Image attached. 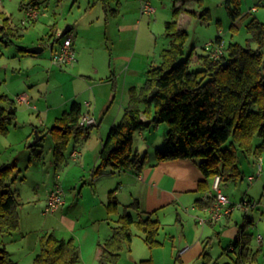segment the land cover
I'll return each mask as SVG.
<instances>
[{
  "label": "trees",
  "instance_id": "trees-1",
  "mask_svg": "<svg viewBox=\"0 0 264 264\" xmlns=\"http://www.w3.org/2000/svg\"><path fill=\"white\" fill-rule=\"evenodd\" d=\"M174 1L173 19L166 23L170 44L161 51L159 62L151 64L146 71L144 85L140 89H130V100L122 118L111 126L103 142L99 162L92 170L93 179L109 166L113 171L142 172L147 155L135 148V135L145 126L157 127L161 123L168 125L166 147L156 150V161L194 159L207 179L220 175L221 183L244 178L239 167L240 151H255L259 154L264 148V21L255 16L247 22L246 27L251 37L246 45L240 42L224 45L223 39L217 37L211 46L204 47V53L196 56L202 68L192 69L193 51L188 57L182 58L190 36L189 31L179 27L178 21L182 12L190 10L186 6L187 0ZM241 2L242 0H227L233 27L242 17ZM29 4L39 5L33 0L23 6ZM190 12L197 14L196 11ZM200 16L208 20L211 14L206 10ZM36 19L22 23V26L26 28L28 23L31 24ZM0 33L6 43H11L13 36H23L13 26L10 15L1 10ZM54 35L56 37L51 46L57 42L60 46L67 36L60 38V35ZM47 45L43 44L44 49ZM216 45H221L223 50L218 57L213 55ZM73 48L75 49L74 44ZM20 49L28 52L23 46ZM83 113L82 104L73 101L49 129L55 140L56 163L64 160V151L72 139L78 141L93 128L79 123ZM16 117V99L9 94L0 93V134L9 133L10 125ZM38 132L41 134L40 130ZM255 137L261 139V143L256 146ZM38 145V142L30 145L36 156L43 152L37 148ZM18 172L16 161L0 166V264H19L4 245L5 235L20 225L19 208L22 203L14 187ZM206 188H209L208 182H201V189ZM116 189L109 192V213H117L120 209ZM212 199L210 196L204 203L210 204ZM130 207L137 212L142 210L138 199L125 208L117 225L113 227L112 235L100 243V264H111L118 260L121 250L133 240V226L142 232L143 239L151 247L162 244L158 238L161 221L151 216L136 217L127 211ZM249 224L247 222L246 226ZM252 237V233L240 229L234 242V246L240 249L235 264H246L257 258L258 252L251 253ZM39 243L40 251L33 264H80L79 246L72 238L65 239L45 233L40 237ZM229 250L228 247L226 252ZM202 256L205 264H211L209 253L204 251Z\"/></svg>",
  "mask_w": 264,
  "mask_h": 264
},
{
  "label": "crops",
  "instance_id": "crops-1",
  "mask_svg": "<svg viewBox=\"0 0 264 264\" xmlns=\"http://www.w3.org/2000/svg\"><path fill=\"white\" fill-rule=\"evenodd\" d=\"M30 1L33 0H29L28 2ZM34 1L45 8L46 12L41 15L50 17V15H47L49 14L47 12V5L50 4L51 0ZM57 1V6L60 7L63 0ZM75 1L77 2L71 3L63 24L58 20L59 12L55 7L53 17H50V20L47 21L46 26L48 30L39 36L40 38L36 44H48L47 47L50 48L53 55L59 47V42L52 45L53 47L50 45L55 40L56 35L54 33L63 32L68 25H71V29L66 35L70 33L68 35L73 36V44L76 49L77 61L74 67L78 69L75 70V75L77 74L85 80H98V76L96 75L99 73V66H97L96 60L105 56V61L107 59L110 72L108 76L99 79H105L111 84L110 92L107 91L108 99H112V101L118 100L119 103L112 118L105 123V118L99 120L95 112L92 111V102H85V104L89 103V105H86L89 107L87 112L94 115L99 122L95 126L99 128V137L102 142H100L99 146L97 142L98 148L94 151L91 150V143L84 147L83 151L77 147L85 136L78 141L75 140V145H73L68 155L72 163L67 159L65 152L64 160L56 163V170L57 172L59 171L58 177H60V173L62 175V173L67 172V175L72 177L69 190H78V194L76 195L72 191L68 193L66 204L56 212H53L52 214H55L49 216L51 218L46 217L48 213L45 211L46 200L50 190L57 183L54 186L52 185V187L46 188L43 195H39L35 190H30L26 194L22 189L16 188L22 203L19 208L20 225L17 228L18 230L16 229L4 237V245L10 252L11 257L19 264L23 263L22 261L33 264L34 258L40 251V237L45 233H52L57 237L65 239L72 238L78 244L80 264H100L99 260L102 253L100 243L105 242L112 235L113 227L117 225V221L125 208L138 199L142 209L141 212H137L131 207L127 209L128 212L136 217L151 216L159 219L162 224L160 233L169 222L180 223L184 240L187 243L178 246L173 242L169 248L165 242L159 239L162 244L157 247H151L143 239V234L135 233L134 228L136 227L133 226L134 237L131 244L125 245L120 252L118 260L111 264H166V260L168 261L167 264H177L178 260L186 264L194 262L196 264L201 258L203 259V264H205L204 257L202 256L204 251L210 254L211 264L228 262L235 264L240 249L234 246V242L240 234V229L247 230L249 226H246L247 222L251 224V221H253L252 224L255 223L254 218L248 215L250 212L245 214L241 210L244 213V219L242 222L238 221L237 209L230 215L225 216L220 222H207L204 224L199 222V216H209V206L212 201L210 204H205L204 201H207L210 197L214 178L207 179L198 162L191 158L156 161V150L160 147L158 146L160 138H155L154 132H157L161 124L157 127L145 126L137 131L135 135V148L141 154L147 155L146 165L142 172L137 174L132 171H113L112 167L109 166L93 179L92 170L99 162L103 142L111 126L117 123L122 111L128 105L130 89L132 87L140 89L146 80V71L152 62L149 55H146L139 47V41L143 37V32L149 31V34L153 33L152 19L146 20L145 16H153L158 9L155 8L156 10L153 13L144 12L143 2L145 0H94L93 3L92 0H89L87 5H84L83 1ZM76 3L79 4L77 7ZM23 4L26 3H22L20 9L25 12L26 7ZM96 8L98 9V13L93 14L92 11ZM1 11L9 15L6 7H3ZM190 11L180 14L178 20L179 27L184 28L181 24V18L186 12ZM40 16L33 23H28V25L38 23L41 18ZM156 22H158L157 16L155 17ZM165 33L168 37L167 43L169 46L170 36H168L166 30ZM95 43L98 45L94 46ZM106 55H108V58H106ZM80 59H91L93 68L90 72L81 70L83 65L80 64ZM98 84L91 87L95 97L99 93L96 89ZM21 96H25V100H16L17 111L18 102H26L31 106V97L27 93H23ZM73 101H78L83 107V103L79 100ZM72 102H70V105ZM31 107L36 109L37 104H33ZM59 107L60 105L55 108L58 109ZM83 112H86L84 108ZM62 114L63 112L59 116H56L55 121ZM153 129L155 130L154 132L152 131ZM39 130L37 129L36 132ZM166 132L167 128L164 130L163 136L161 135L160 137L165 139ZM153 147H155V151L150 154ZM74 151H78V158L72 156ZM42 154L37 157H41ZM15 161L19 168L18 161ZM26 167L28 168L29 165ZM205 181L208 182L209 188L201 189V182ZM80 185L81 187H79ZM115 188H117L115 193L120 201V209L117 213H109L107 210L108 196L109 192ZM64 192H66L65 189ZM23 193L26 194V199L24 200L22 198ZM121 197L125 199V202H122ZM242 199H246V197ZM42 204L43 206H41ZM40 207L42 208L40 209ZM257 207L258 205L254 209ZM21 208L23 212L20 211ZM42 214L45 215L43 216ZM193 222H195V227ZM218 225L222 228L221 232H218V236H223L222 239H227L230 241V244L224 248V251L222 250V252H218L216 255L207 249V246L213 240L210 236H207L205 240L203 237L204 232L199 228L204 229L206 226L215 228ZM18 232L20 235L17 234ZM188 232L193 239L187 237ZM136 236L144 240L148 246L147 251L136 242ZM259 236L262 235L259 234L257 237L258 243L261 245L257 249L252 247V242L250 244L251 253L258 252L257 258L246 264H264V260H262L260 254L263 243L259 242L261 241L259 240ZM262 239H264L263 236ZM228 247L230 250L226 252ZM231 251L236 252V258L233 261L222 260L223 255L229 254ZM174 258L176 259L174 260Z\"/></svg>",
  "mask_w": 264,
  "mask_h": 264
},
{
  "label": "rangeland",
  "instance_id": "rangeland-1",
  "mask_svg": "<svg viewBox=\"0 0 264 264\" xmlns=\"http://www.w3.org/2000/svg\"><path fill=\"white\" fill-rule=\"evenodd\" d=\"M28 1L29 0H2L0 3V10H2L3 7L7 8L13 26L18 29L19 33L23 34L22 37L13 36L11 38L12 42L6 43L0 33V93H7L17 101L23 93H27L29 97H31V106L37 104V108L33 109L26 102H18L17 117L13 124L10 125L9 133L0 134V166L10 161H18L20 172H18L19 174L14 187L22 189L26 194L30 190H35L39 195H43L46 188L52 187V185L54 186L56 183H61L62 185L64 183L63 188L66 190L65 197L67 198L69 195L68 193L72 191V193L77 195L78 190H69L72 177L67 175V172L62 173V175L60 173V177H58L59 171L57 172L56 170L54 155L55 140L52 133L49 131L55 124V117L59 116L65 109H68L72 100H79L82 102L83 108L87 112L89 107L86 106L87 104H85V102L90 101L92 102V111L95 112L97 118L99 120L105 118L104 121L107 123V121L112 118L114 112H116V107L119 102L118 100L112 101V99H108L107 91H109L111 84L105 79H99L108 76L110 72L107 59L105 61V56L96 60L97 66H99V73L96 75L98 76V80L90 81L85 80L77 74L75 75V70L78 69L74 67L76 62L73 65L64 67L55 63L52 59V52L48 47L41 53L24 52L20 49V46L28 49L29 47L37 45L36 43L40 38L39 36L46 33L48 30L46 26L47 21L50 20V17H53L55 7L59 12L58 20L63 24L68 15V9L71 3L77 2L75 0H63L60 7H58V1L51 0L50 4L47 5V12L49 13L47 15H50V17L41 15L38 23L35 25H27L25 28L21 23L23 16H25V12L21 10L20 7L22 3H27ZM80 1H83L84 5H87L89 0ZM93 2L94 0H92V3ZM261 2L262 0H242V17L235 22L236 26L233 27V20L227 9V0H187V8L196 11L197 14L186 12L181 18L182 26L189 31L190 35L185 45V53L182 58L188 57L193 51L194 59L191 61V68L200 69L202 68V64L196 56L204 53V47L208 46V43L215 40L217 37H222L224 45H228L230 42H240L246 45L248 39L251 37L246 27L247 22L255 16L264 21V6L260 4ZM151 3L158 11L151 17L145 16V19H152L153 33L149 34V31L143 32V37H141L139 41V47L146 55H149L152 64H157L162 48L164 46L168 47L165 24L167 21L173 19L175 1L151 0ZM78 5L79 4L76 3V7ZM254 7H257V10H254ZM206 10H209L211 14L208 20L200 16ZM92 13H98V9H94ZM156 16L158 22L155 23ZM251 44L256 46L255 42ZM97 45V43L94 44V46ZM106 58H108V55H106ZM80 64L83 65L81 70H85L84 72H90L93 68L91 59H80ZM95 84H98L96 86L97 91H99L97 97H95L93 89L91 88L92 85ZM59 105L60 107L56 109L55 107ZM123 112L124 111H122L117 122L122 118ZM167 127L168 125L166 123H161L160 128L158 130L156 129L157 132H154V129L152 130L155 133V138H160L158 141V146H160L159 149H164L166 147L165 139L160 136H163V132ZM37 129L42 131L40 136L43 139L38 142L39 145L37 146L38 149L43 151L41 157H37L30 147V145L37 143ZM97 142L98 146L100 142H102L99 137V128L93 126L90 133L85 136V138L81 139L77 148L84 151L83 148L91 143V150L94 151L98 148ZM259 143H261V139L255 137V146L259 145ZM73 145H75V140H72L64 151L67 159H69L68 155ZM154 151L155 147L151 149L150 154L154 153ZM258 153L259 154H256L255 151L250 153L240 151L239 167L243 172L244 178H239L236 181H223L221 183L222 190L228 194L232 201L239 202L242 198L246 197V199H251L257 203L258 207L251 210L248 214L254 218L255 223L249 224L247 227V232L252 233L253 236L251 245L254 249H257L258 246L261 245L257 240L258 235L260 234L264 238V148ZM70 162L72 163V161ZM27 165H29L28 168L26 167ZM259 165H261L262 168L260 174L258 173ZM249 176H255L253 182H250ZM79 187H81V185ZM26 194L23 193V200L26 199ZM121 200L125 202L123 197H121ZM41 206H43V204ZM41 208L42 207H40V209ZM20 211L23 212L22 208ZM243 212L241 210H237L236 212L239 219L238 221L240 222L244 219ZM54 214L47 213L46 217L51 218L49 216ZM42 215L44 216L45 214ZM193 225L195 227V222H193ZM199 229L204 232L203 237L205 240L207 236H210L213 240L207 246L208 251L211 253L217 255L218 252L224 251V248L229 246L230 241L222 239L223 236H218V232L220 233L222 230L220 225L215 228L206 226L204 229ZM134 231L135 233L142 234L136 228H134ZM209 233L210 235H208ZM17 234L20 235L19 232ZM187 237L193 239L189 232ZM135 239L136 242L147 251L148 246L144 240L138 236H136ZM159 239L165 242L166 246L169 248L173 242L178 246L187 243V241L184 240L180 223L177 222H169L166 224L159 235ZM259 242L263 243L260 254L262 260H264V239ZM236 256V252L231 251L229 254H224L222 260L233 261ZM175 259L176 258H174V260ZM22 262L21 264H28L24 261ZM165 262L166 264L168 263L167 260ZM177 264L186 263L178 260ZM192 264H195V262ZM196 264H203V259L201 258Z\"/></svg>",
  "mask_w": 264,
  "mask_h": 264
},
{
  "label": "built area",
  "instance_id": "built-area-1",
  "mask_svg": "<svg viewBox=\"0 0 264 264\" xmlns=\"http://www.w3.org/2000/svg\"><path fill=\"white\" fill-rule=\"evenodd\" d=\"M2 0H0V3ZM261 5L264 6V0H262ZM25 16L22 20V23H26L30 19H36L41 14L46 12L45 8L41 7L38 4H29L25 8ZM155 7L152 5L150 0H145L143 2V11L146 13L155 12ZM254 10H257V7H254ZM61 31L58 35H61ZM212 41L208 43V46H211ZM222 46L216 45L213 50V55L218 57L222 54ZM52 59L55 63L60 66L73 65L76 60V51L73 48V36L67 35L59 48L53 53ZM20 101L25 100V96L19 97ZM89 105V103H87ZM79 123L83 126H95L98 121L94 115L90 112H85L81 115ZM78 151H74L72 156L78 158ZM261 165H259L258 173H261ZM255 176H249L250 182H253ZM213 200L209 206V216H199V222L204 223H217L220 222L225 216L230 215L235 210H242L245 213H249L252 209L257 206V203L251 199H243L239 202H234L230 197L222 190L221 188V176L216 175L213 180L212 190L210 192ZM66 204L65 192L61 184H56L49 192L46 200L45 211L48 213H53L59 210ZM259 240H262V236H259Z\"/></svg>",
  "mask_w": 264,
  "mask_h": 264
},
{
  "label": "water",
  "instance_id": "water-1",
  "mask_svg": "<svg viewBox=\"0 0 264 264\" xmlns=\"http://www.w3.org/2000/svg\"><path fill=\"white\" fill-rule=\"evenodd\" d=\"M70 29H71V25H68V26L63 30V32L61 33L60 38L63 37V36H65L66 33H67ZM28 51H29V52H32V53H41V52L44 51V46L41 45V44H40V45H35V46H32V47H29V48H28ZM36 134H37L36 141L39 142V141L41 140L42 137L39 135L38 132H36Z\"/></svg>",
  "mask_w": 264,
  "mask_h": 264
}]
</instances>
